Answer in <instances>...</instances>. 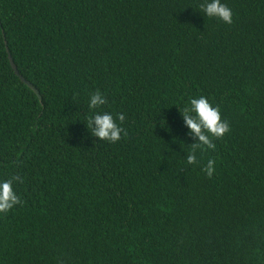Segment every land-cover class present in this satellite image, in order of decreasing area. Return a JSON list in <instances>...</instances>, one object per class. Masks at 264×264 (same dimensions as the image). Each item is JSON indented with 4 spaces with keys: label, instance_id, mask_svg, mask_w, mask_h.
<instances>
[{
    "label": "trees",
    "instance_id": "16d2710c",
    "mask_svg": "<svg viewBox=\"0 0 264 264\" xmlns=\"http://www.w3.org/2000/svg\"><path fill=\"white\" fill-rule=\"evenodd\" d=\"M210 2L0 0V181L23 178L0 264H264V0H221L232 24ZM200 96L230 131L188 164Z\"/></svg>",
    "mask_w": 264,
    "mask_h": 264
},
{
    "label": "clouds",
    "instance_id": "9594fccd",
    "mask_svg": "<svg viewBox=\"0 0 264 264\" xmlns=\"http://www.w3.org/2000/svg\"><path fill=\"white\" fill-rule=\"evenodd\" d=\"M199 7L208 17L218 18L226 24L233 23L232 10L221 3V0H211L210 3H202ZM107 103L105 95L97 90L91 94L88 107L90 110H95ZM180 112L190 135L196 140L191 144V152L187 154V163L197 164L196 150L202 146L215 150L214 140L222 139L230 131V125L222 119L219 106L214 107L204 96L190 99L189 105ZM124 121L125 115L122 113H118L114 118L110 113L96 112L89 116L86 126L91 129V134L97 139L115 143L121 139V134L127 136V130L121 126ZM214 164L215 161L209 159L203 168L209 178L215 171ZM14 183H23V178L17 174L8 180L0 181V213L6 214L13 207L22 203L21 198L14 190Z\"/></svg>",
    "mask_w": 264,
    "mask_h": 264
},
{
    "label": "water",
    "instance_id": "95a60500",
    "mask_svg": "<svg viewBox=\"0 0 264 264\" xmlns=\"http://www.w3.org/2000/svg\"><path fill=\"white\" fill-rule=\"evenodd\" d=\"M5 50L7 52V49L5 47ZM7 59H8V62H9V65L13 71V73L17 76V78L22 82L24 83L35 95L36 97L39 99V94L37 92V90L32 86V84H30L27 80H25L16 70V67L15 65L13 64L12 60H11V57L10 55L7 53Z\"/></svg>",
    "mask_w": 264,
    "mask_h": 264
}]
</instances>
